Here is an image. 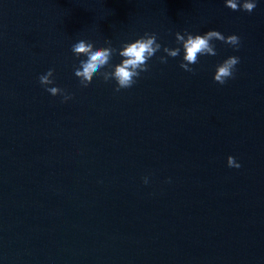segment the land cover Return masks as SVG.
Masks as SVG:
<instances>
[{"label": "water", "instance_id": "1", "mask_svg": "<svg viewBox=\"0 0 264 264\" xmlns=\"http://www.w3.org/2000/svg\"><path fill=\"white\" fill-rule=\"evenodd\" d=\"M256 3L247 13L225 0H0V264H264ZM185 30L240 45L213 41L217 55L193 74L180 67ZM146 32L162 48L135 85L116 92L95 76L81 87L73 44L119 49ZM163 47L181 53L161 63ZM231 56L235 78L214 82ZM50 68L71 100L41 86Z\"/></svg>", "mask_w": 264, "mask_h": 264}, {"label": "clouds", "instance_id": "2", "mask_svg": "<svg viewBox=\"0 0 264 264\" xmlns=\"http://www.w3.org/2000/svg\"><path fill=\"white\" fill-rule=\"evenodd\" d=\"M225 6L232 11L252 13L257 7V3L256 0H243L242 4L240 0H225ZM175 36L177 44L182 45L184 52L180 67L193 74H195V69L190 65L199 63L200 56L217 55L213 41H221L237 50L240 45V38L237 35L233 34L226 37L217 30H209L202 35H194L185 30L184 34L177 32ZM105 43L108 46L100 48H95L92 42L86 40H80L72 45L71 51L77 59L85 57V59L79 60V67L74 69V75L79 79L81 87H87L92 82L93 77L100 76L105 82L114 80L116 92L131 88L137 83L142 72L149 71L148 61L162 48L158 42L157 34L147 32L134 42L123 43L119 49L112 46L110 39L106 40ZM163 52L166 55H162L158 59L161 63H167L168 57L175 58L180 55L181 47H163ZM116 54L122 58L121 62L112 65V58ZM239 62V57L231 56L217 65L214 82L224 85L229 79H234L236 66ZM54 76L55 69L50 68L46 73L41 74L38 80L45 91L52 96H63L64 102L71 100L73 97L66 90L53 86L56 83ZM227 162L229 167H241L233 156H229ZM144 183H148L147 177L144 178Z\"/></svg>", "mask_w": 264, "mask_h": 264}]
</instances>
